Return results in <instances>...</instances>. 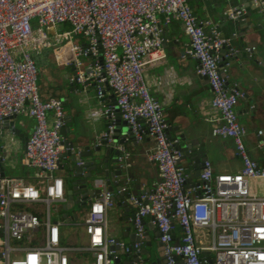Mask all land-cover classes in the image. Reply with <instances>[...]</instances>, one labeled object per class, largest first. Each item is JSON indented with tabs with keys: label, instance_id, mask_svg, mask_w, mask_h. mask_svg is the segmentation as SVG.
I'll return each mask as SVG.
<instances>
[{
	"label": "built area",
	"instance_id": "obj_1",
	"mask_svg": "<svg viewBox=\"0 0 264 264\" xmlns=\"http://www.w3.org/2000/svg\"><path fill=\"white\" fill-rule=\"evenodd\" d=\"M245 14L244 7L226 12L231 19ZM175 18L190 37L198 73L213 90L211 106L219 123L212 134L232 139L243 163L240 172L216 174L206 160L200 184L191 188L178 139L169 137L162 105L144 77L146 64L166 58L163 25ZM61 23L71 29L52 40L50 28ZM208 23L198 20L188 0H0V120L22 112L35 118L23 163L37 168L39 177L37 184L16 177L0 180V264H121L123 255L132 264H146L147 219L158 231L165 264H264V195L250 185L252 179L264 181V165L251 155L247 129L238 118L236 106L245 93L226 87V70L219 65L230 38L215 30L208 36ZM74 36L84 41L76 43ZM63 39L68 48L57 56L75 67L71 83L95 81L99 99L106 87L116 96L117 104L104 110L110 123L99 143L112 140L117 109L136 140L145 134L155 140L150 160L157 163L160 179L151 194L129 198L137 235L132 243L110 233L114 194L101 179L96 180L102 188L99 199L76 224L83 227L86 242L66 243L63 222L52 219L66 201L64 179L55 174L65 149L66 113L60 98L41 99L34 55Z\"/></svg>",
	"mask_w": 264,
	"mask_h": 264
},
{
	"label": "crops",
	"instance_id": "obj_2",
	"mask_svg": "<svg viewBox=\"0 0 264 264\" xmlns=\"http://www.w3.org/2000/svg\"><path fill=\"white\" fill-rule=\"evenodd\" d=\"M188 1L198 20L209 21L206 27H208V31H211V34H214V30L217 31L218 25L222 23L226 12L231 8L244 7L247 17L252 14V20L255 24L254 34L239 37L242 33L241 29L245 25H242L241 29L237 31L236 39H231L228 33L219 32L220 36L230 38L229 44L234 46V54H238L237 57H232L229 52L222 54L220 51L219 59L224 58L221 70H226L229 90L238 88L245 93V97L241 98L236 106L238 118L240 123L247 129L245 141L251 155L257 160L258 164L264 165V0L257 1V5H263L262 9L258 7L252 9L255 4H253V1L248 0ZM250 4L252 7L248 11L246 9ZM159 18L163 21L164 15L160 14ZM60 25V28H57V26L50 28L49 33L52 40H55L57 33L62 32L60 30L71 29L65 28L68 23H61ZM163 35L166 58L158 63L146 64L144 77L151 94L162 105L164 119L169 125V137L178 139L181 133H188V142L192 139L195 140L197 148L205 145L207 160L212 163L213 171L216 174L240 172L243 163L236 154L233 140L212 134L213 126L219 123V113L211 106L213 90L209 81L197 71L199 62L191 52V40L185 32L182 22L175 18L170 24H164ZM174 37L180 43L179 48L185 51L184 55H181L177 46L173 45ZM83 41L84 39L81 37L77 41L74 40L76 43H82ZM249 45L253 47L251 52L248 49ZM61 48H68L66 39L61 40L58 44L54 43L34 55L39 69L37 85L40 97L42 100L51 97L60 98L63 101L66 120H71L67 124V127L71 128V133H77L86 143L100 144L99 138L106 132L110 123V120L104 114V110L109 104H114L115 94L109 87H106L105 97L99 99L95 81L71 83L70 79L75 73V67L72 64L60 62L57 52ZM81 58L84 57L81 56ZM84 60L86 63L88 62L87 58ZM219 65H221L220 61ZM10 121L12 124L9 129L0 131V133H7L8 144L5 148L8 151L9 160L6 163V177L21 178L26 183L37 184L39 181L38 169L28 167L23 163L26 143L35 128L36 120L26 112H22ZM123 121L125 120L122 119L121 122V133L129 127ZM2 122L0 121L1 124ZM63 132H66V129ZM119 137H121V134ZM62 138L65 140L63 135ZM137 142L138 145L135 146L133 141L129 140L126 146L123 144L116 145L115 149L120 147L123 151V157L129 154L128 158L124 157L123 160L133 167L135 174H138L135 176L136 179L146 176L150 178L151 184L154 185L160 179L157 163L150 160V155L155 148V140L145 134L144 138L137 140ZM106 146L103 145L104 149H106ZM77 149L75 163H78L81 158L77 155L80 151H84L81 147ZM66 152L67 148L65 147L60 160V168L55 173L64 179L66 201L60 204L59 210L53 211L52 219L63 222L61 229L66 243L80 244L87 241L83 227L80 226L82 227V229L80 228L82 230L81 234L76 231L66 233L63 227L67 225L71 227L78 226L76 225L79 224L77 221L81 218L84 219V215L90 207L84 210H77L76 206L66 209L67 192L71 189L73 181L70 178L68 169L71 158L64 156ZM111 157H115V155L112 154ZM181 164L185 169L190 168V173H186L188 179L193 177L191 182H187V188H191L192 185L200 182V176H196L195 162L191 158L182 159ZM250 185L256 194L264 195V181L252 179ZM107 187L109 186L107 185ZM123 202V199L118 195L114 207L108 210L110 233L116 238L132 243L127 227L131 225V232H134L135 228L132 219L129 218L125 210V206H123ZM146 221L148 230L146 244L153 243L154 239L158 240V231L149 219ZM132 238H134L133 235ZM146 248L150 249V246ZM148 257L143 255V259ZM131 263L132 260L129 255L122 256L121 264ZM146 264L151 263L146 262Z\"/></svg>",
	"mask_w": 264,
	"mask_h": 264
},
{
	"label": "water",
	"instance_id": "obj_3",
	"mask_svg": "<svg viewBox=\"0 0 264 264\" xmlns=\"http://www.w3.org/2000/svg\"><path fill=\"white\" fill-rule=\"evenodd\" d=\"M248 1H253V4H255V7H252L250 4L247 7L248 9H246L248 11L251 9V7L252 9H256L257 7L260 9L263 8V5H257L258 0ZM242 25L245 26H243V28L241 29ZM254 25L255 24L252 20V14H249L248 17L246 15L240 16L236 19H231L225 14L224 20L217 27V33H228L230 34L231 39H236L237 31L240 29L242 30V33L239 37L254 34ZM205 30L207 32V35L210 36L211 31H208V27H206ZM174 40L175 41L173 42V45L177 46L181 55H184L185 51L179 48L180 43L177 41V38L174 37ZM249 46L252 47V45ZM233 47V45L226 44L221 50V53L224 54L229 52L232 57H237L238 54H234L235 51ZM242 55L243 54L241 53V56ZM223 60L224 58L220 59V67H223ZM203 77L207 79V77ZM228 85L229 82L227 81V88ZM114 104H117L116 96L114 97ZM116 113L117 115L115 119V127L111 132L112 140H104L101 144L97 145L86 143L77 133H71V128L67 127V124L70 123L71 120H66V124L61 132L65 139L63 143L67 148V152L64 154V156H68L71 158V162L68 164V169L70 171V178L73 179L71 183L72 187L67 192L68 199L66 203V209H70L73 206L78 207L80 210H82L83 208L91 207L93 202L99 199L102 192V188L98 187L96 184V180L101 179L105 181V183L109 186L108 189L113 192L114 201H116L118 195H120V197L123 199V206H125V210L128 213L129 218L132 219V224H134L133 218L135 217V209L131 206L129 198L132 195L140 196L144 194H151L153 192L154 185L151 184L150 178L146 176L143 177L140 175L141 177L136 179L135 176L138 174L134 173L133 167L129 166L125 160L121 159V157L123 156V151L120 149V147L115 149L116 145L119 146L123 144L124 146H126V143H128L129 140L133 141V144L135 146L138 145L130 124L126 120L123 122L129 127L123 133H121L122 117L119 109H117ZM15 117L16 115H13L12 117L0 120L3 121L2 124L0 123V131L9 129V126L12 124L10 120ZM64 129H66V132H63ZM120 134L121 137H119ZM6 136L7 133H0V180L6 177V163L9 160L8 151L5 148L6 144H8ZM103 145H107L106 149H104ZM175 145L179 150L182 151L181 160L185 158H191L195 162V167L197 169L196 176H200L203 169V164L207 160L205 145H201L200 148H197V143L195 140L192 139L190 142H188V133H181ZM80 147L83 148L84 151H80L77 156L85 160H82L80 158L79 162L75 163L77 154L76 150H78L77 148ZM112 154H114L115 157H111ZM86 172H88L89 174H87ZM185 172L189 174L190 168L185 169ZM192 179L193 177H191V179H188L187 182H191ZM198 184H200V182L192 186H196ZM127 231L131 236V240L136 241L137 235L135 233V230L134 232H131V225L127 227ZM1 234L2 233L0 229V236ZM132 235L134 236V238H132ZM159 245L161 244L159 243ZM148 246L151 247L152 242L147 243L144 251H142V255L149 256L148 258L144 259L147 263L152 259L150 249L146 248ZM151 264H165L164 256L160 254L159 260L155 263L152 261Z\"/></svg>",
	"mask_w": 264,
	"mask_h": 264
},
{
	"label": "rangeland",
	"instance_id": "obj_4",
	"mask_svg": "<svg viewBox=\"0 0 264 264\" xmlns=\"http://www.w3.org/2000/svg\"><path fill=\"white\" fill-rule=\"evenodd\" d=\"M61 27V25L59 24L58 26H57V28H60ZM65 28H71V26H70V24H68V25H66V27ZM63 30H65V29H63ZM63 30H60V31H63ZM80 39V36H74V40L75 41H77V40H79ZM77 210H79V208L78 207H75ZM84 209H86V208H83L82 210H84ZM82 219V218H81ZM78 220L77 222H79V223H82L83 222V219L82 220ZM82 229V227H80V226H64L63 227V230L66 232V233H72L73 231H76V232H78L79 234H81V229ZM80 241H82V240H80ZM159 243H158V240L157 239H154V241H153V243H152V246L150 247V251H151V261L150 262H148V263H151L152 261H154V262H156V261H158L159 260V258H160V249H159V245H158Z\"/></svg>",
	"mask_w": 264,
	"mask_h": 264
},
{
	"label": "flooded vegetation",
	"instance_id": "obj_5",
	"mask_svg": "<svg viewBox=\"0 0 264 264\" xmlns=\"http://www.w3.org/2000/svg\"><path fill=\"white\" fill-rule=\"evenodd\" d=\"M159 245V244H158ZM159 249H160V254L163 256V254H162V251H161V246L159 245Z\"/></svg>",
	"mask_w": 264,
	"mask_h": 264
},
{
	"label": "bare ground",
	"instance_id": "obj_6",
	"mask_svg": "<svg viewBox=\"0 0 264 264\" xmlns=\"http://www.w3.org/2000/svg\"><path fill=\"white\" fill-rule=\"evenodd\" d=\"M190 3V2H189Z\"/></svg>",
	"mask_w": 264,
	"mask_h": 264
}]
</instances>
